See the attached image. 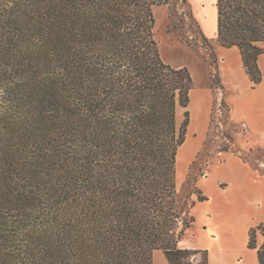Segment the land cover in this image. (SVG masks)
<instances>
[{
    "label": "trees",
    "instance_id": "trees-1",
    "mask_svg": "<svg viewBox=\"0 0 264 264\" xmlns=\"http://www.w3.org/2000/svg\"><path fill=\"white\" fill-rule=\"evenodd\" d=\"M159 6L174 29L179 9L195 19L189 0H0V264H154L157 249L209 264L179 247L207 197L204 174L177 182L193 76L161 55ZM217 27L261 82L264 0H217ZM258 232L248 246L264 264Z\"/></svg>",
    "mask_w": 264,
    "mask_h": 264
},
{
    "label": "crops",
    "instance_id": "crops-1",
    "mask_svg": "<svg viewBox=\"0 0 264 264\" xmlns=\"http://www.w3.org/2000/svg\"><path fill=\"white\" fill-rule=\"evenodd\" d=\"M203 30L209 38L217 40V26L211 35L203 20ZM216 52L230 120L241 128L232 133L233 143L239 149L219 152L199 179L198 186L207 198L197 201L193 207L196 221L179 241V247L208 251L209 264H260L257 249L250 248L248 241L251 228L264 226V159L255 165L242 155L245 150H264V78L258 84L251 81L237 46L224 47L217 43ZM258 65L264 73V52L258 57ZM208 81L203 83L202 91L192 87L189 105L178 108V113L181 109L188 110L191 119L186 139L178 151L177 172L181 164L186 170L209 129L213 96ZM192 105L196 109V122ZM257 243H264L261 232ZM199 259L197 256L196 261ZM154 264H170L161 249L154 251Z\"/></svg>",
    "mask_w": 264,
    "mask_h": 264
},
{
    "label": "rangeland",
    "instance_id": "rangeland-1",
    "mask_svg": "<svg viewBox=\"0 0 264 264\" xmlns=\"http://www.w3.org/2000/svg\"><path fill=\"white\" fill-rule=\"evenodd\" d=\"M189 1L195 19L193 21L179 9V19H176L179 26L176 29L173 28V20L167 6H159L155 10V33L163 59L176 67L185 64L193 76L195 90L202 91L203 83L209 79L207 85L211 87L213 96L209 129L186 170L183 164L178 168L177 178L179 179V176L181 178L184 174L183 179H177L179 187L185 182L189 173L192 176H195L196 173L205 174L207 167L217 159V155L223 149L236 150L238 147L233 143L232 133L241 129L230 120L226 103H223L226 92L221 88L213 87L215 69L211 65V49L202 38V34L207 37L217 56L216 44L218 41L209 38L203 30V20H205L207 31L211 35L214 34V26H217V0ZM193 110V119L196 122L195 107ZM184 111L185 109H181L178 113V124H181L185 118ZM182 152L179 161L182 160ZM245 152L247 159L255 165L260 162L259 160L264 159V150L262 149H255L252 152L245 150ZM198 256L200 258L201 255Z\"/></svg>",
    "mask_w": 264,
    "mask_h": 264
},
{
    "label": "bare ground",
    "instance_id": "bare-ground-1",
    "mask_svg": "<svg viewBox=\"0 0 264 264\" xmlns=\"http://www.w3.org/2000/svg\"><path fill=\"white\" fill-rule=\"evenodd\" d=\"M181 158V157H180ZM180 160V159H179Z\"/></svg>",
    "mask_w": 264,
    "mask_h": 264
}]
</instances>
